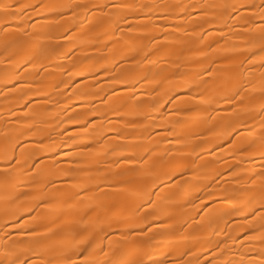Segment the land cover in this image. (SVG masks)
Instances as JSON below:
<instances>
[{"label":"bare ground","instance_id":"bare-ground-1","mask_svg":"<svg viewBox=\"0 0 264 264\" xmlns=\"http://www.w3.org/2000/svg\"><path fill=\"white\" fill-rule=\"evenodd\" d=\"M0 264H264V0H0Z\"/></svg>","mask_w":264,"mask_h":264}]
</instances>
